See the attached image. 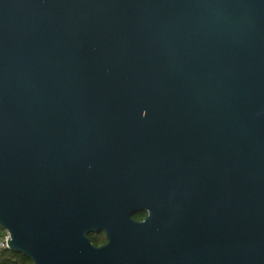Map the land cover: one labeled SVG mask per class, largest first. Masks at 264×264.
<instances>
[{
	"label": "water",
	"instance_id": "water-1",
	"mask_svg": "<svg viewBox=\"0 0 264 264\" xmlns=\"http://www.w3.org/2000/svg\"><path fill=\"white\" fill-rule=\"evenodd\" d=\"M0 226L34 264H264V0H0Z\"/></svg>",
	"mask_w": 264,
	"mask_h": 264
},
{
	"label": "trees",
	"instance_id": "trees-1",
	"mask_svg": "<svg viewBox=\"0 0 264 264\" xmlns=\"http://www.w3.org/2000/svg\"><path fill=\"white\" fill-rule=\"evenodd\" d=\"M133 217H136L133 214ZM5 230L0 226V237L5 234ZM90 239L94 244H99L105 238L102 234L91 233ZM0 264H34L32 259L22 252L6 249L0 252Z\"/></svg>",
	"mask_w": 264,
	"mask_h": 264
},
{
	"label": "flooded vegetation",
	"instance_id": "flooded-vegetation-1",
	"mask_svg": "<svg viewBox=\"0 0 264 264\" xmlns=\"http://www.w3.org/2000/svg\"><path fill=\"white\" fill-rule=\"evenodd\" d=\"M134 214L136 215V217H134V219H136L137 221H143L146 218V216L148 215V211L147 210H141V211L135 212ZM91 233H93V234L94 233H96V234H102V235L105 236V238L103 239V241L100 242L99 244H96V245H102V244H105L107 242V237H106V234H105L104 231L91 232ZM91 233H89V236H90Z\"/></svg>",
	"mask_w": 264,
	"mask_h": 264
},
{
	"label": "built area",
	"instance_id": "built-area-1",
	"mask_svg": "<svg viewBox=\"0 0 264 264\" xmlns=\"http://www.w3.org/2000/svg\"><path fill=\"white\" fill-rule=\"evenodd\" d=\"M9 237V233L5 232V234L0 237V252L6 249H9L7 238Z\"/></svg>",
	"mask_w": 264,
	"mask_h": 264
}]
</instances>
